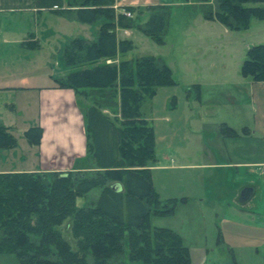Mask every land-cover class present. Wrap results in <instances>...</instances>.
<instances>
[{"label": "trees", "instance_id": "1", "mask_svg": "<svg viewBox=\"0 0 264 264\" xmlns=\"http://www.w3.org/2000/svg\"><path fill=\"white\" fill-rule=\"evenodd\" d=\"M204 19L231 30H245L252 19L264 20V0H195ZM75 18L84 24L100 21L93 41L72 39L64 48L67 67L77 68L54 80L56 88L71 89L90 101L85 113L86 149L92 172L0 173V254H14L20 264H124L119 260L127 244L129 264H189L190 252L180 236L167 228H151L150 212L173 211L177 199L162 200L147 164L155 159V135L141 112L146 97L159 87L174 84L170 68L152 56L135 61L115 60L131 48L118 40L117 27H131L116 14L114 0H67ZM125 8L131 12L136 10ZM148 20L140 30L162 42L169 10L148 5ZM36 44V43H35ZM240 73L264 82V44L248 48ZM118 98V100L116 99ZM118 107L119 117L103 113ZM9 128L0 125V150L16 146ZM220 135L240 133L225 123ZM43 130L30 127L24 137L38 146ZM119 184L120 191L112 188ZM100 189L92 204L79 207L78 197ZM66 226L74 246L63 236Z\"/></svg>", "mask_w": 264, "mask_h": 264}, {"label": "rangeland", "instance_id": "2", "mask_svg": "<svg viewBox=\"0 0 264 264\" xmlns=\"http://www.w3.org/2000/svg\"><path fill=\"white\" fill-rule=\"evenodd\" d=\"M148 5L168 7V24L162 42H156L139 28L150 16ZM116 6V14H123L131 21L129 28H116L118 40L131 42V48L119 53L118 59L135 61L142 56H152L170 68L174 79V84L159 87L153 97L144 98L141 104L142 115L155 135V159L147 166L170 165L173 159L180 163L171 152L179 153L180 157H193L196 162L207 157L211 163H218L224 158L214 154L212 149L220 145L219 125L226 120L243 121L244 126L256 131L254 138L242 141V147L252 151L248 160L264 161V83L254 85L256 99L252 106L248 85L229 86L236 78H241L240 68L248 48L264 44V20L252 19L247 29L231 30L217 21L204 19L195 0H120ZM125 6L136 10L131 12ZM259 6L264 7V4ZM71 20L52 15L45 25L39 23L38 43L28 42L24 44L25 49L15 47L18 50L15 57L5 62L0 60L2 74L10 69L27 73V78L22 75L13 84L18 87L53 85L67 68L63 60L65 44L73 38L94 40L101 23L82 24ZM52 30L57 32L55 36L49 34ZM14 96L16 103H11L21 116L12 122L17 142L12 152L27 156L31 145L24 131L35 127L38 120L37 91H17ZM11 103L8 100V104ZM251 108L256 110L255 114ZM4 112L7 111L0 110V117L7 118L8 113ZM105 114L119 117L118 107ZM239 132L244 134L242 129ZM203 144L206 155L198 156L195 153ZM89 169V172L95 170ZM247 170V174L241 169L228 176H224L223 169L152 170L153 186L159 197L177 199V202L169 214L150 212V227L177 233L189 249V264H264V167L260 166L255 172ZM246 182L256 187V195L240 204L238 193ZM99 195L100 189H94L85 197H78L76 204L88 206ZM60 230L74 246L66 223ZM119 260L129 264L126 243ZM88 261L92 263L90 257ZM0 264L20 262L14 254H0Z\"/></svg>", "mask_w": 264, "mask_h": 264}, {"label": "crops", "instance_id": "3", "mask_svg": "<svg viewBox=\"0 0 264 264\" xmlns=\"http://www.w3.org/2000/svg\"><path fill=\"white\" fill-rule=\"evenodd\" d=\"M75 10L68 7L67 0H0V60L5 62V59L9 60L15 57L18 51L15 47L25 49L27 46L24 44L28 42L38 43L36 32L39 30V23L40 25H45L44 23L47 18L52 15L59 19L69 17L73 21V19H76ZM56 33L54 30L49 31L51 36H55ZM49 34L48 37L50 36ZM86 40L93 41V39L88 38ZM22 54L28 55L27 52H22ZM119 61L118 57H116L115 60H109L107 63L118 64ZM65 67L67 66L65 65ZM76 69L75 67H67L61 77H65ZM2 72L3 70H0V110L7 111L4 113H8V116L7 118L0 117V125L9 128L8 131L13 135L14 125H12V122L18 116H21L16 111V105L11 103L12 101L16 103L14 92L37 91L36 97L39 113L35 126L41 127L43 133L38 146H29L26 153L27 156H19L15 152H12L16 146L12 149L0 150V173L89 172L91 160L88 158L86 149L85 113L91 104L90 101L71 89L56 88L54 84L40 88L18 87L13 84L22 75L27 78V73L13 72L11 69L4 75ZM238 79L236 78L234 83H230L229 86L239 87L240 85H248L250 90L249 104L252 106L256 99L253 87L258 83L242 75ZM6 92L9 94L8 96H6ZM8 100H10L11 104H8ZM8 106L9 109H7ZM252 110L255 114L256 110ZM106 112L107 110H103V113ZM222 123L238 132L242 129L244 133L233 138H223L221 136L220 145L214 146L212 152L218 156H222L223 160L214 164L207 157H202L200 161L196 162L193 157H180L179 153L171 152V156L176 155L180 163L177 164V159H173L170 165L148 166V168L151 171L223 169L224 176H228L232 171L238 173L241 169H245V174H247V169L254 170L255 172L260 166L264 167V161H259L258 158L248 160L247 156L251 157L252 151L249 148L242 147V141L254 138L256 131L251 127L244 126L243 121L232 123V121L226 120L222 121ZM199 149L195 154L205 156L204 144ZM29 153L30 155H28ZM245 187H250L253 190L251 197L247 201L249 202L256 195L257 189L253 184L248 182L244 183L240 188L243 189Z\"/></svg>", "mask_w": 264, "mask_h": 264}, {"label": "water", "instance_id": "4", "mask_svg": "<svg viewBox=\"0 0 264 264\" xmlns=\"http://www.w3.org/2000/svg\"><path fill=\"white\" fill-rule=\"evenodd\" d=\"M112 188L116 191H120L122 189L119 184L112 185ZM252 191L253 190L250 187H245V188L241 189L239 192L238 202L240 204L246 203L249 200V198L251 197Z\"/></svg>", "mask_w": 264, "mask_h": 264}, {"label": "built area", "instance_id": "5", "mask_svg": "<svg viewBox=\"0 0 264 264\" xmlns=\"http://www.w3.org/2000/svg\"><path fill=\"white\" fill-rule=\"evenodd\" d=\"M114 1H115L114 8H115V7H117L116 4H117L118 2H120V0H114Z\"/></svg>", "mask_w": 264, "mask_h": 264}]
</instances>
